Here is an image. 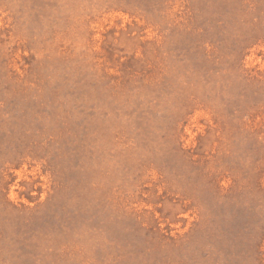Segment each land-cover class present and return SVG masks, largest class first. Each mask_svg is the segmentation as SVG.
<instances>
[{
	"label": "rangeland",
	"instance_id": "obj_1",
	"mask_svg": "<svg viewBox=\"0 0 264 264\" xmlns=\"http://www.w3.org/2000/svg\"><path fill=\"white\" fill-rule=\"evenodd\" d=\"M0 264H264V0H0Z\"/></svg>",
	"mask_w": 264,
	"mask_h": 264
}]
</instances>
